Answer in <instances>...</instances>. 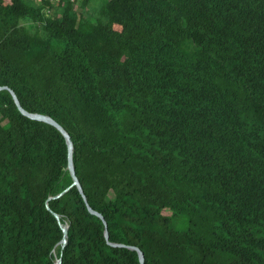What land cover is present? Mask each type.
Listing matches in <instances>:
<instances>
[{
    "label": "trees",
    "instance_id": "16d2710c",
    "mask_svg": "<svg viewBox=\"0 0 264 264\" xmlns=\"http://www.w3.org/2000/svg\"><path fill=\"white\" fill-rule=\"evenodd\" d=\"M90 2L0 0V264H264V0Z\"/></svg>",
    "mask_w": 264,
    "mask_h": 264
},
{
    "label": "water",
    "instance_id": "95a60500",
    "mask_svg": "<svg viewBox=\"0 0 264 264\" xmlns=\"http://www.w3.org/2000/svg\"><path fill=\"white\" fill-rule=\"evenodd\" d=\"M3 88H6V86H0V89H3ZM11 93H12V95H13V97H14V100H15V102H16L18 108L20 109V111H21L23 114H25V115H27V116L33 118V119L44 120V121L50 122L51 124L55 125V126H56V127H57V128H58V129L64 134V135H65V137L67 138V141H68V144H69V151H70V155H69V165H68V167H69V169H70V171H71V174H72V176H73V183H72L70 186H68L64 191L60 192L57 196H61L64 192H66V191H67L69 188H71L73 185H76V186L80 189V191L82 192V194H83V196H84V198H85V200H86V202H87L86 196H85V194H84L83 186H82V184H81V181H80L79 177H78L77 174H76L75 164H74L73 159H72V157H73L72 154H73V147H74V144H73V141H72V139H71V136H70L69 132H68V131H67V130H66V129H65V128H64V127L58 122V121H56L55 119H53V118L50 117V116H47V115H45V114H41V113H31V112H28V111L22 106V104H21V102H20V100H19V98H18L16 92H15L14 90L11 89ZM89 208H90V210H91L93 213H95V214H97V215H99V216H101V217L103 218V215H102L101 213H99V212L93 210L91 207H89ZM55 214H56V216H57V218H58L60 224L63 226V230H64L63 245H65L66 242H67L68 225H65V224H63V223L61 222V220H60V215H59V214H57V213H55ZM104 222H105V224H106V236H107V238H108L109 235H108L107 223H106L105 219H104ZM134 249H137V251L139 252V256H140V260H141V264H144L145 257H144V253H143V251H142L140 248H138V247H134ZM58 264H62V258H61V257L58 258Z\"/></svg>",
    "mask_w": 264,
    "mask_h": 264
},
{
    "label": "rangeland",
    "instance_id": "374dc122",
    "mask_svg": "<svg viewBox=\"0 0 264 264\" xmlns=\"http://www.w3.org/2000/svg\"><path fill=\"white\" fill-rule=\"evenodd\" d=\"M57 1V0H56ZM102 0H91L89 6L87 8L84 9V14L86 16H90L93 11H94V7L98 6V4L101 2ZM81 0H76V3H80Z\"/></svg>",
    "mask_w": 264,
    "mask_h": 264
}]
</instances>
